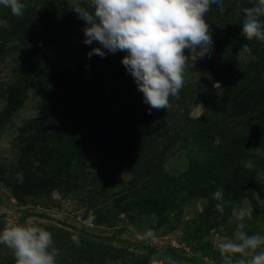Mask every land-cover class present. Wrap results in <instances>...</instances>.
Masks as SVG:
<instances>
[{"label":"rangeland","instance_id":"obj_1","mask_svg":"<svg viewBox=\"0 0 264 264\" xmlns=\"http://www.w3.org/2000/svg\"><path fill=\"white\" fill-rule=\"evenodd\" d=\"M21 2L20 18L0 6V230L43 227L59 250L56 264H149L157 253L163 264H222L218 244L239 223L264 235V42L241 35L243 9L256 0H223V13L211 6L205 20L213 47L188 62L179 99L170 97L165 110L143 102L121 67L126 53L86 56L101 46L84 44L85 22L72 0ZM246 43L251 56H238ZM70 81L90 84L88 101L106 102L98 117L114 120L113 136L107 128L98 144L88 110L80 141L69 142L82 147L71 170L48 190L36 192V181L20 192L18 173L40 178L50 163L46 156L42 165L39 149L53 146L55 156L70 149L52 128L33 125L65 108ZM218 189L221 201L213 199ZM249 206L251 219L239 220ZM147 230L156 239L144 240ZM0 264H15L2 244Z\"/></svg>","mask_w":264,"mask_h":264},{"label":"clouds","instance_id":"obj_2","mask_svg":"<svg viewBox=\"0 0 264 264\" xmlns=\"http://www.w3.org/2000/svg\"><path fill=\"white\" fill-rule=\"evenodd\" d=\"M72 0V10L85 22L84 44L98 43L86 56L95 54L105 57L107 53L124 52L121 63L133 78L137 90L143 94V102L150 109H170V97L179 99L183 88L188 62L203 58L213 47L209 24L205 15L215 5L223 13V0ZM0 6L20 18L25 4L21 0H0ZM241 35L247 40L264 42V0H256L251 7L243 9ZM187 50L188 55H185ZM246 43L238 56H251ZM255 59V57H252ZM219 87V83L214 84ZM203 109L202 105H198ZM150 114V113H149ZM20 182L22 173L17 174ZM223 189L213 193V199L221 201ZM216 209L223 210L222 203ZM251 207L242 208L238 219H251ZM237 225L231 238L225 236L218 244L222 264H264V235H249ZM223 230V229H221ZM144 240H154V231L143 233ZM79 244L77 236L71 237ZM0 244L13 253L15 264H56L59 250L55 248L52 234L33 223L24 225L9 223L0 230ZM239 254L240 259L236 260ZM159 254L150 257L149 264H163ZM168 264H175L170 260Z\"/></svg>","mask_w":264,"mask_h":264},{"label":"trees","instance_id":"obj_3","mask_svg":"<svg viewBox=\"0 0 264 264\" xmlns=\"http://www.w3.org/2000/svg\"><path fill=\"white\" fill-rule=\"evenodd\" d=\"M41 30L44 29V25H41ZM46 28V27H45ZM115 66V63H114ZM124 67L123 65L121 66ZM90 87V84L85 82H78V81H70L68 82V104L62 111H58L57 114L53 116L41 120L36 119L33 125L36 126V131L41 128L51 129L52 137L56 138L59 141L65 142L69 148L65 147L64 151H61L56 154L54 152V147L52 146L48 151L45 149H39L38 154L42 156V165L45 162V157L50 156V163L46 164L44 168L46 170L40 171V178L34 177L33 174H30L29 171L21 172L23 175V181L20 182L16 177L14 189L20 192H27L25 190H33L36 188L35 182L38 181L40 186L38 187V191L43 188V190H48L47 185L56 186L57 184L54 183L56 180V175H61V172L68 173L71 170V165L73 161L77 162L79 155L81 154L82 147L80 144H76L75 146L70 145V141H80L81 138V128L83 127L84 123L86 122V115L88 110H91V119L94 121L95 128V136H98V144H99V135L100 132L106 131L107 128H110V137L113 136L114 132V120L112 125L108 124V117L107 120L99 118L98 114L103 113L107 110L106 102L104 101H96L92 100L91 102L87 100L86 94L87 90ZM43 122H48L44 124ZM143 124H141V127ZM134 126H140L134 124ZM106 133V132H105ZM106 137V136H105ZM61 146V143H58ZM44 150V151H43ZM31 151V148H30ZM56 151V149H55ZM113 152V151H110ZM95 154V153H93ZM69 175H65L66 178ZM47 179V180H46ZM43 186V187H42ZM33 194V193H32Z\"/></svg>","mask_w":264,"mask_h":264}]
</instances>
